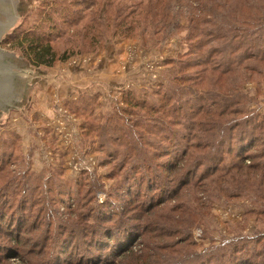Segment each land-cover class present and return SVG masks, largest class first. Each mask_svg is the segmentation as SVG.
<instances>
[{
  "label": "trees",
  "instance_id": "trees-1",
  "mask_svg": "<svg viewBox=\"0 0 264 264\" xmlns=\"http://www.w3.org/2000/svg\"><path fill=\"white\" fill-rule=\"evenodd\" d=\"M182 17L187 18L185 26ZM181 28L186 29L187 49L165 62L169 74L164 81L158 88L122 90L104 123L100 117L91 118L99 93L81 92L67 101L82 118L85 135L99 129L110 141L130 148L115 154L116 159L124 157L119 153L132 154L121 163L122 180L130 185L125 196L130 197L125 206L122 198H111L114 209L105 205L111 207L110 214H99L98 204L96 211L91 207L88 221L82 222L80 212L70 227L64 224L65 235L54 241V264H114L144 240L152 225L142 223L130 230L128 211L138 210L142 215L136 219L142 220L187 187L198 190L204 208L211 197L229 189L251 197L260 230L239 232L218 244L211 240L201 250L190 229L203 221L202 214L186 207L164 216L169 226L178 227L174 236L181 233L177 239L168 234L173 241L163 248L165 256L155 235L164 237L166 228L156 222L146 239L149 246L130 264H264V113L250 106L240 87L241 81L264 76V0H39L0 41L21 52L32 66L52 67L73 55L96 51L114 37H141L151 45ZM139 129L145 135L136 137ZM4 145L0 137V182L6 180L0 185V235L27 244L20 236L30 232L26 226L34 205L42 202L29 195L38 181L25 169L7 171L5 165L18 160ZM92 248L95 259L86 253Z\"/></svg>",
  "mask_w": 264,
  "mask_h": 264
},
{
  "label": "rangeland",
  "instance_id": "rangeland-1",
  "mask_svg": "<svg viewBox=\"0 0 264 264\" xmlns=\"http://www.w3.org/2000/svg\"><path fill=\"white\" fill-rule=\"evenodd\" d=\"M38 3L39 0H29L26 11L12 28L20 24L29 8ZM186 23L187 18L182 17L181 25L185 26ZM7 32H4L0 40ZM185 33L186 29L181 28L174 35L150 42L151 45L145 44L141 37H114L96 51L73 55L52 67L32 66L20 52L22 58L32 68L29 86L25 97L15 106L7 107V112L0 116V137L6 140L4 147L9 151H15L17 155L16 165H5L7 171L16 168V170L25 169L28 173H32V179L38 182L33 183L32 187L36 189L29 195L33 201L42 202L34 205L32 217L26 226L27 231L30 232L26 234L24 232L20 236L24 237L27 244L17 243L14 238H10L9 234L5 233L6 236L3 237L0 235V264H54L52 257L58 251V243L54 241L65 235L61 234L64 224L70 227L71 220L79 218L80 212L84 215L82 222L88 221L85 218L91 212V207H94L93 211H96L98 204L102 205V208L97 211L99 214L103 212L110 214L112 205L109 200L111 198V201L114 198L116 200L122 198L120 202L125 206L126 199L130 197V194L125 196L126 193H130L128 188L130 185L122 180L124 170H121V163H124L127 158L130 159L132 154L119 153L124 157L118 159L115 157L118 156L119 151H129L130 148L110 141L107 138L108 135L102 136V130L99 131V129L85 135L81 128L82 118L72 112L66 103L70 99H76L81 92L99 93L94 116L92 115L91 118L100 117L99 121L104 123L105 114L118 100H121L122 90L158 88L160 81H164L165 76L169 74L165 62H168L170 57L177 58L187 49V43L183 39ZM0 48L12 51L2 46L1 41ZM109 48L116 52L120 49L117 52L121 57L120 65L111 71L112 75L119 78L110 75L112 79H108L110 76L102 74V78L90 80L86 86H79L84 90L78 94L72 97L62 95L60 85L58 86L59 82L75 80L77 77L69 73L75 68L88 67L89 70L96 66L101 68L103 66L101 59L104 57L103 54L108 53ZM68 77L71 78L68 79ZM240 87L242 93L250 98V106L264 113V76L241 81ZM120 104L125 106L122 102ZM138 123H141V118ZM136 131L138 133L136 137L145 135L143 129ZM110 134L116 135L115 132ZM148 137L145 138L147 142ZM140 150L141 148L136 151L140 152ZM144 154L141 157H144ZM132 160L137 163L139 159L135 156ZM5 181V178L2 179L0 185H3ZM143 188H145L143 192H146V185ZM234 191L225 190L218 196L211 197V202L204 208L200 206L201 202L197 198L200 195L198 190L187 187L179 194L173 195L166 206L161 204L149 213H145L142 220L136 219L141 218L142 215L138 210L128 211L129 219L126 226L130 230L133 227H139L142 223L144 226H148L149 223L152 225L150 229L147 228L144 240L137 242L132 250L119 255L114 264L134 262L142 248L145 245L149 246L146 239L149 233L154 232L152 229L156 227L154 224L156 222L160 223V229L166 228L164 237L155 235L158 238L157 246L161 250L169 247L173 240L169 239L168 234L171 233L173 238L177 239L181 237V233H176L174 236V230L178 231V227L169 226V220L164 221V216H173L186 207L198 209L202 214L200 218L203 221L196 223L190 229L192 239L198 243V248L201 250L211 244V240L218 244L224 237H232L239 232L249 235L260 230L261 223L256 216L258 208L253 199ZM107 203L111 207H105ZM42 207L45 210L39 217ZM163 207L165 208L162 209ZM118 208L121 209V206ZM252 211L255 212L252 213ZM193 213L196 215L195 211ZM90 250L86 253L93 259L96 255L95 248ZM166 251V249L163 250V256ZM60 262L66 264V261Z\"/></svg>",
  "mask_w": 264,
  "mask_h": 264
},
{
  "label": "water",
  "instance_id": "water-1",
  "mask_svg": "<svg viewBox=\"0 0 264 264\" xmlns=\"http://www.w3.org/2000/svg\"><path fill=\"white\" fill-rule=\"evenodd\" d=\"M29 0H0V37L21 19ZM32 68L19 51L0 48V116L26 95Z\"/></svg>",
  "mask_w": 264,
  "mask_h": 264
},
{
  "label": "crops",
  "instance_id": "crops-1",
  "mask_svg": "<svg viewBox=\"0 0 264 264\" xmlns=\"http://www.w3.org/2000/svg\"><path fill=\"white\" fill-rule=\"evenodd\" d=\"M119 51H120V49H119ZM119 51H117V52H119ZM117 52L112 51L111 48H109L108 53L103 54L104 59L103 58L101 59L102 65H103L101 68H98L96 66V67H93L92 70H89L88 67H84L83 69L82 68H75V70H72L73 72L70 71L69 73L71 75H75L77 78H75V80H66L64 82H59L58 86L60 85V90H61L62 95L72 97L75 94H78L81 90H84V89H80L79 86H81V85L86 86L87 82H89L90 80H96V79H98V77L102 78V74H106L107 76L111 75V76L119 78V76H115L114 74L112 75V73H111V71L114 68L119 67L120 62H121L120 54H118ZM102 69H104V70H102ZM98 70H100V71H98ZM111 76L108 79H112ZM52 77L55 78L54 75H52ZM70 78L71 77H68V79H70ZM103 78H105V77H103ZM51 92L53 94L54 89Z\"/></svg>",
  "mask_w": 264,
  "mask_h": 264
}]
</instances>
